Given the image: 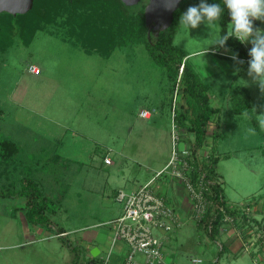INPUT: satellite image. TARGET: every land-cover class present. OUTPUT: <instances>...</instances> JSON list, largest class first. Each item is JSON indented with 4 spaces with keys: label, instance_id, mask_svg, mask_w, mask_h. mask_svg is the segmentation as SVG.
<instances>
[{
    "label": "rangeland",
    "instance_id": "rangeland-1",
    "mask_svg": "<svg viewBox=\"0 0 264 264\" xmlns=\"http://www.w3.org/2000/svg\"><path fill=\"white\" fill-rule=\"evenodd\" d=\"M126 1L137 10L142 4L145 8L149 0ZM219 5L222 17L224 5ZM221 17L211 26L201 23L188 30L180 25L174 44L187 53V63L203 80L214 83L211 95L217 106L219 134L212 136L210 148L219 153L216 170L226 200L241 204L253 194L264 195V129L259 123L264 115V92L247 75L250 58L234 60L237 55L230 47L212 43L220 32ZM64 18L59 14L52 22H41L28 43L17 33L4 43L0 41V134L23 147L12 159H0V190L18 188L19 178L28 174L29 168L38 174L33 171L36 164L42 176L40 189L56 205L47 215L55 226L77 227L66 237H54L45 246L49 252L38 251L37 264H63V251L70 257L67 264L74 255L80 258L76 237L92 229L88 224L108 216L101 205L107 190L115 185L140 184L166 164L171 155V108L182 103L176 85L171 92L164 67L154 61L142 42L118 45L108 56L87 52L69 35ZM257 28L264 29V21L259 20ZM222 50L228 53L223 55ZM29 63H35L41 73H31ZM231 81L249 88L259 128L246 110L234 111L226 93ZM146 108L152 114L148 118L139 115ZM28 143L39 148L30 150L33 146ZM207 149L204 146L202 151ZM28 152H35L37 162ZM107 153L113 159L110 165L103 160ZM163 174L156 181H164ZM168 184L162 192L182 219L170 242L177 256L175 264H212L219 242H224L227 250L218 264H264V241L258 239L264 234L262 197L250 209L260 226L253 222L243 239L226 224L213 241L204 231L199 233L193 218L187 217L191 201L184 187L172 179ZM110 201V209L121 206ZM25 207L20 195H0V264H30V246H7L24 240L29 232ZM67 240L73 249L66 245ZM194 257L201 261L193 262Z\"/></svg>",
    "mask_w": 264,
    "mask_h": 264
},
{
    "label": "trees",
    "instance_id": "trees-1",
    "mask_svg": "<svg viewBox=\"0 0 264 264\" xmlns=\"http://www.w3.org/2000/svg\"><path fill=\"white\" fill-rule=\"evenodd\" d=\"M206 2L224 5L220 25V34L224 35L227 32V23L231 20L229 10L223 0H206ZM199 3L200 0H180L172 13L171 20L168 23H162L156 29L150 28L151 22H156V18L145 15L144 4L137 10H133L126 0H33L32 7L24 13H11L7 10L0 12V41L4 43L7 38L11 39L13 34L17 33L22 36L24 43H28L35 31L41 27V22H52L56 16L64 14V22L67 24L69 35L73 36L87 52L96 51L108 56L118 45L142 42L154 61L164 67L169 90L172 92L171 89L176 85V91H179L182 103L180 107L174 109L173 123L179 136V144L184 142L189 144L193 155L192 175L195 176L200 170H204L208 182L213 180L209 183L211 194H208V198L212 200L211 205L201 218L193 219L199 233L204 231L209 238L216 241L227 224L245 239L249 234L247 229L250 226L254 223L261 225V221L251 214L250 209L259 197H262L264 202V195L253 194L241 204L226 200L222 180L219 179L220 175L216 170L219 153L210 149L207 156L200 154V150L207 143L209 125L215 118L214 112L217 111V106L211 104L210 101L212 82L203 80L187 63L185 59L187 53L174 44L175 34L180 27V15L189 6ZM253 24L254 27H258L259 20H254ZM225 46L230 47L238 59L250 58L248 55L250 46L242 44L235 37H229ZM227 96L234 105V111L238 113L246 110L259 128L258 119L252 111L248 88L241 83L231 82L227 89ZM169 100H171V95ZM218 134L217 132L214 136ZM261 146L264 150V138ZM18 151L17 142L0 134V159H12ZM18 182L20 184L18 188L0 190V195L22 196L26 204L23 214L27 221L44 226L61 237H66L61 235L64 231L63 227L55 226L47 215V212H54L56 205L40 189L39 182L28 174L22 175ZM226 214L231 217L230 220L225 219ZM258 239L264 241V234ZM66 245L70 249L74 248L68 240ZM226 250L227 245L219 242L212 264H218V259ZM75 261L74 255L72 264Z\"/></svg>",
    "mask_w": 264,
    "mask_h": 264
},
{
    "label": "built area",
    "instance_id": "built-area-1",
    "mask_svg": "<svg viewBox=\"0 0 264 264\" xmlns=\"http://www.w3.org/2000/svg\"><path fill=\"white\" fill-rule=\"evenodd\" d=\"M220 53L226 55L228 52L222 50ZM27 68L33 73L40 72L35 63H29ZM171 109L173 123L174 104ZM139 115L148 117L149 112L141 109ZM172 126L171 155L166 164L137 188H118L114 194V199L121 204V211L108 222L112 227L113 239L121 240L125 245V254L120 264H175L174 260L166 259L164 241L181 226L182 219L176 207L162 192V182L156 181L157 176L164 173L163 182L168 184L172 179L184 187L191 201L189 217L193 219L201 218L212 203L208 194H211L209 183L213 180L208 182L204 170L192 175L193 155L189 144L184 142L182 147L179 146L174 123ZM208 151L200 150V154L207 156ZM103 160L105 163L111 162L108 155ZM247 209H250L249 206ZM225 219L230 220L231 217L226 214ZM155 231L161 234L155 235ZM108 259L109 254L100 264H107ZM192 261L200 262L201 259L194 257Z\"/></svg>",
    "mask_w": 264,
    "mask_h": 264
},
{
    "label": "crops",
    "instance_id": "crops-1",
    "mask_svg": "<svg viewBox=\"0 0 264 264\" xmlns=\"http://www.w3.org/2000/svg\"><path fill=\"white\" fill-rule=\"evenodd\" d=\"M232 52H234V51L232 50ZM31 73H33V72H31ZM40 73H41V70L39 73H33V74L39 75ZM199 76H201V75H199ZM211 82H212V86H213L214 83L212 80H211ZM231 82H233V81H231ZM244 86H246V85H244ZM211 90H212V88H211ZM211 90H210V101L212 104L213 103L212 102L213 97L211 95ZM248 90H249V88H248ZM148 111H149L148 117H150L152 114H151L150 110H148ZM214 115H215L214 121H212L209 125V135L206 138L208 144L206 143L205 147H206V149L208 148L207 150L211 149L210 145L213 142L212 136L217 132L219 133V131L217 130V128H218V122H217L218 121V119H217L218 114H217V112H214ZM28 144H30V143H28ZM30 145L33 146V148L31 147L30 150L35 151V149L39 148V147L35 148V147H37V146H35V144H30ZM19 146H20L19 150H22L23 147H21L20 144H19ZM27 155H29V156L33 155L35 157V152H33V153L28 152ZM107 155L110 156L109 153H107ZM15 156H17V155H15ZM36 160H37V158L35 159V161ZM112 163H113V159L111 158V162L106 163V164L110 165ZM25 166H27V165L23 164L24 169H25ZM35 166L37 167L36 164H35ZM36 167H34L35 169H33V171L37 170L38 174H34L31 170V168H29L30 172H28V175L32 176L35 180L40 182L42 176L39 173L41 172V170L40 169L38 170V167L36 169ZM220 179H221V177H220ZM144 182H142V183H144ZM142 183L136 184L134 186L129 185V186H125V187L121 186V185H115V186H113L107 190L109 193L106 192V195H103L104 197L103 196L101 197V198H104V201L102 202L103 204L101 203V205H102V207H106V209L108 211V213H107L108 216L105 219H98L95 222L88 224V225H92L91 226L92 229H89L88 231L79 235V238L76 237V239H77L76 245H78L80 247V253L79 254H81L80 258H78V256L76 257L77 262L80 261L81 264H94V263L100 264L103 261L104 257L107 254H109V259L107 261L108 262L107 264H120L121 263L123 256L125 254V245H124L123 241L113 239L112 227H111L110 223L108 222L110 219L114 218L115 216H117L120 213L121 206L120 207L117 206L115 209L114 208L110 209L109 208L110 206L112 208V203L110 200L113 199L114 201H116L114 199V194L118 188L135 189L138 186H140ZM165 186L170 187V184H167L166 182L162 181V189L165 188ZM172 187H173V185H172ZM167 198H169V197L167 196ZM232 203H234V202H232ZM59 206L62 207L63 203L59 204ZM15 207H17V205H14V208ZM186 214H187V217L190 216V207L187 209ZM27 222L29 223V227H28L29 232H27L26 238L24 240H21V241L12 243V244H7V246H11V248H13L12 246H21V247L22 246H30L32 254L30 256H27L28 262L30 264H33V263L37 264V263H39V260L37 257L38 251L40 253L41 252H44V253L49 252V250L46 249V247L51 242H53L52 240L54 237H58L59 235L57 233H54L52 230H50L44 226L34 224V223L29 222V221H27ZM102 225H107V226L104 227L103 229L97 228L98 226L101 227ZM59 226L63 227L64 231H63V234H61V235H64V236H67L69 231H71L73 229H77V227L76 228H67L64 225H59ZM94 227H96V228H94ZM177 230L178 229H176L175 231H177ZM174 237H175V235L170 234L169 237L164 241L166 259L168 261L177 259V256H176L175 251H174L175 248L173 247V245L170 244L171 239H173ZM73 257L74 256L71 257V264H72ZM61 259H62L63 264L64 263L67 264L66 259L70 260V257H68L66 251H63Z\"/></svg>",
    "mask_w": 264,
    "mask_h": 264
},
{
    "label": "clouds",
    "instance_id": "clouds-1",
    "mask_svg": "<svg viewBox=\"0 0 264 264\" xmlns=\"http://www.w3.org/2000/svg\"><path fill=\"white\" fill-rule=\"evenodd\" d=\"M174 3L175 0H168L169 7ZM223 3L229 10L231 22L227 32L224 35L217 32L212 43L224 47L229 37H235L242 44L250 43L247 75L264 92V29L253 24L254 20L264 21V0H223ZM222 11L219 4L200 0L198 5L189 6L180 15L179 24L188 30L197 28L201 23L211 26L220 19ZM232 58L237 59L235 55ZM259 123L264 129V115H261Z\"/></svg>",
    "mask_w": 264,
    "mask_h": 264
},
{
    "label": "water",
    "instance_id": "water-1",
    "mask_svg": "<svg viewBox=\"0 0 264 264\" xmlns=\"http://www.w3.org/2000/svg\"><path fill=\"white\" fill-rule=\"evenodd\" d=\"M180 0H175V3L169 7L168 0H149L144 8L146 16L156 18V23L151 27L158 29L162 23H168L172 18V13L178 6ZM33 5V0H0V12L3 10L11 13H24ZM180 147L183 143L179 144Z\"/></svg>",
    "mask_w": 264,
    "mask_h": 264
}]
</instances>
